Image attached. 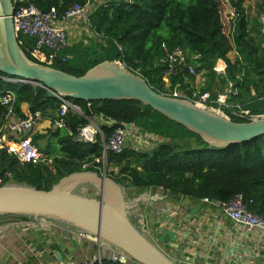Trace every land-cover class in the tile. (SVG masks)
<instances>
[{"label":"trees","instance_id":"trees-1","mask_svg":"<svg viewBox=\"0 0 264 264\" xmlns=\"http://www.w3.org/2000/svg\"><path fill=\"white\" fill-rule=\"evenodd\" d=\"M84 2L32 0L41 12L46 13L54 7L59 15L69 5ZM228 2L233 10L230 37L223 31L217 0L95 1L91 4L85 26L94 32L98 41L93 39L90 44L75 50L71 46L70 60L62 62L56 58L50 66L78 76L102 61L118 60L139 73L153 89L171 95L164 87L165 65L162 60L168 51L182 47L188 56L187 63L195 65L199 61L196 71L207 70L212 78L215 61L223 59L226 69L220 81L225 85L233 83L237 91L229 99L230 104L239 105L247 111V116L264 114L262 23L258 16H246L244 0ZM260 9L264 13V0ZM17 39L30 60L44 64L32 53L35 39L22 35ZM232 51L236 54L230 59L228 54ZM195 54L199 59L193 58ZM61 56H64L63 52ZM7 77L0 72V120L7 112V106L1 104V97L7 92L13 95L11 108L18 117H24L23 104L27 105V110H39L50 120L56 117L59 102L48 95L46 89L8 80ZM184 79L185 69L170 76L171 89L184 88L187 85ZM181 92L188 98L192 97L190 90ZM68 100L81 111V114L68 112L64 118L70 134L64 128H47L44 133H33L32 142L46 159L38 164L22 163L14 154L0 149V185L18 183L47 190L70 173L83 169L96 171L105 162L118 168L116 175L112 176L116 183L123 186L118 178L121 175L127 182L125 187L135 191L157 187L174 195L196 200L206 197L221 202L240 193L250 212L264 214V134L217 148L138 101ZM225 111L228 112L227 109ZM98 117L132 123L160 141L147 150L125 148L121 153L107 151L105 154L100 135L93 143L76 141V129ZM230 119L245 121L234 115ZM112 130L113 127L101 126L104 139ZM43 140H46L44 146L40 143ZM86 163L89 166L82 168ZM101 264L120 263L103 259Z\"/></svg>","mask_w":264,"mask_h":264},{"label":"water","instance_id":"water-1","mask_svg":"<svg viewBox=\"0 0 264 264\" xmlns=\"http://www.w3.org/2000/svg\"><path fill=\"white\" fill-rule=\"evenodd\" d=\"M14 1L0 0V72L7 79L41 84L65 99L138 101L199 135L212 147L223 148L264 134V114L237 115L245 121H233L187 98L158 92L119 61H102L76 76L30 60L14 32ZM114 125L124 128L121 122ZM84 185L92 186L97 197L80 192ZM125 198L120 184L89 170L70 173L47 190L6 183L0 185V227L29 220L52 221L86 234L139 264H197L174 260L155 245L132 222L133 203Z\"/></svg>","mask_w":264,"mask_h":264},{"label":"crops","instance_id":"crops-1","mask_svg":"<svg viewBox=\"0 0 264 264\" xmlns=\"http://www.w3.org/2000/svg\"><path fill=\"white\" fill-rule=\"evenodd\" d=\"M78 23L73 19L67 25L64 55L70 54L71 46L73 49L80 43L77 39L82 33L78 31ZM213 74L210 89L201 74L195 79L190 77L184 87L189 86L192 93L199 92L198 86L214 95L221 93L225 84L218 79L220 75ZM21 108L27 111L26 104ZM49 120L43 118L48 125ZM44 125L37 122L34 130L41 132ZM135 198L137 203L133 202ZM130 202L132 222L174 260L197 264H264V232L234 223L219 208L157 187L143 189ZM25 226L29 225L12 223L0 227V264H61L92 257L100 248H107L95 239L73 235L60 223L51 221V225L41 227L32 224L27 229Z\"/></svg>","mask_w":264,"mask_h":264},{"label":"built area","instance_id":"built-area-1","mask_svg":"<svg viewBox=\"0 0 264 264\" xmlns=\"http://www.w3.org/2000/svg\"><path fill=\"white\" fill-rule=\"evenodd\" d=\"M95 1L99 0H85L83 4H71L59 15L54 7H51L46 13H43L32 3V0H15L12 15L14 32L17 37L18 35H22L35 39V49L32 53L40 61L44 62V64L50 65L56 58H60L62 62L68 59L70 60V54L61 56V52L65 50L67 46V25L73 19L88 24L91 4ZM122 1L130 3L132 0ZM259 17L262 23V31H264L263 13H261ZM161 46L164 47L163 44ZM118 48L121 49V47ZM187 57L186 51L182 49V47H175L168 51L162 60L165 65L163 79H169L170 76L175 75L183 69H185V83H188L190 77L197 76L196 67L200 65V62L198 61L195 65L188 64ZM193 58L199 59V56L195 54ZM225 69V62L223 59L218 58L213 65V71L220 76H225ZM30 85L42 87V85L38 83H30ZM176 91L177 89L174 90L171 96L187 98L195 104L211 109L226 118L229 117L224 115L223 112L225 109L228 110L230 115L247 116L243 115L246 111L241 110L239 105H232L229 102V99L237 92L231 82L225 85L223 92L215 95L210 91H205L203 93H192V97L188 98L183 95L179 89L177 92ZM47 92L48 95L55 97L59 102L56 117L53 120H49L48 127L52 130L64 128L70 134V130L65 125L64 118L69 111L81 114L80 108L68 99L55 96L50 91ZM196 95H198L197 98H195ZM12 99L13 95L10 92H7L1 97V104L7 106V112L4 118L0 120V149H4L7 153L14 154L22 163L38 164L44 162L46 160L45 156L39 152L33 144L32 134L35 133L34 129L36 123L45 117L39 110H27L24 112V117H18L12 111ZM214 106L217 107L216 110L213 109ZM114 123L116 122L102 117L90 119L89 123L76 129L74 139L81 143H93L97 135H100L103 141L102 146L104 154L107 151L121 153L125 148L147 150L154 147L155 144L160 141L144 130L143 132L142 129L132 123H123L124 128L116 127ZM102 125L113 127L107 139H104L102 136ZM148 141H150V146H148V144L140 146L143 143H148ZM201 202L219 208L221 213L229 220L248 230L258 229L264 232V214H254L250 212L243 202L242 194L240 193L235 194L228 201L224 202L208 199L206 197L202 198ZM31 222V224L36 227L51 225V221ZM24 224L29 225L30 222H24ZM70 232L81 239H94L72 229H70ZM103 259L115 261L120 264H139L122 253L108 247L100 248L99 253L92 257L68 260L61 264H101Z\"/></svg>","mask_w":264,"mask_h":264},{"label":"rangeland","instance_id":"rangeland-1","mask_svg":"<svg viewBox=\"0 0 264 264\" xmlns=\"http://www.w3.org/2000/svg\"><path fill=\"white\" fill-rule=\"evenodd\" d=\"M217 2H218V5H219V8H220V13H221V21H222V24H223V31H224V33L228 36V37H230V33H231V30H232V19H233V10H232V8H231V6L229 5V2H228V0H217ZM262 3H263V0H244V8H245V13H246V16L248 17V18H255V17H259V14H261V12H263V11H261V9H260V6L262 5ZM263 16H264V13H263ZM259 21H260V17H259ZM86 24H84L83 22H81L80 21V23H78L77 24V26H78V31H79V33H82L81 35L82 36H80V39H77L79 42H80V45L78 46V47H75L74 48V50L76 49V48H83V47H85V44L87 45L88 44V42L89 41H91V40H93V39H95V36H94V32L93 31H90L86 26H85ZM73 29H75V28H73ZM76 33V32H75ZM96 40V39H95ZM66 41H67V39H66ZM96 41H98V40H96ZM85 43V44H84ZM62 53V52H61ZM234 55H235V52L234 51H232V52H230L229 54H228V57L230 58V59H232L233 57H234ZM116 62H118V60H115ZM120 62V61H119ZM70 63V62H69ZM121 63V62H120ZM122 64V63H121ZM197 73L198 74H201L200 75V77H202L204 80H203V82H207L206 83V88H211L212 87V83H211V81L212 80H214L212 77H210L209 76V71H207V70H200V71H197ZM213 77H215V75L213 76ZM193 79H195L196 78V76H194V77H192ZM7 79V78H6ZM219 80H223V77L221 76H219V78H218ZM8 80H13V79H8ZM164 80V79H163ZM14 81V80H13ZM209 82V83H208ZM164 87L166 88V89H168L167 90V92H169L168 94H172L174 91L171 89V87H170V82L168 81V79L166 78L165 80H164ZM189 88V86H187V89H186V86L184 87V88H181V90H183V91H191V89H188ZM197 90H199V92L201 93L202 92V90H205V89H202V87H199L198 86V88H197ZM178 91V90H177ZM176 91V92H177ZM194 91V90H193ZM213 109H217V107H215L214 106V108ZM241 110H243L242 108H241ZM69 112H71V113H73L72 111H69ZM216 113V112H215ZM224 113V115L225 116H227V117H229V119H230V114L228 113V112H223ZM243 115H248V113H247V111L243 114ZM247 117H249V116H247ZM42 121H43V119H42ZM40 122H41V120H40ZM38 122L39 123V125L40 124H45L44 126H43V128H42V130H41V133H44L45 131H46V129L47 128H49L47 125H48V123L46 124V122L45 121H43V122ZM143 131V130H142ZM36 132V131H35ZM38 132V131H37ZM144 132V131H143ZM176 141V140H175ZM150 141H148V143H143V144H141L140 146H145V145H147L148 144V146H150V143H149ZM41 143V145L42 146H44V144L46 143V140H43V142H40ZM174 143V142H173ZM175 144V143H174ZM87 166H89V164L88 163H86V164H84L83 165V167L82 168H86ZM84 170V169H83ZM117 171H118V168H116V167H112V166H108L105 162H102V165L101 166H98L97 168H96V171H93V172H97L99 175H105L106 177H109V178H112V176H114V175H116V173H117ZM118 178H120V180H121V184H123V190L125 191V196H126V201H131L132 200V198L135 196V195H137V194H139V193H141V191L142 190H140V191H135L133 188H131V187H125L126 186V184H127V182H125V178L123 177V176H121V175H119L118 176ZM118 184H120V183H118ZM80 192H82L83 194H85V195H87V196H90V197H97V193H96V191H95V189L92 187V186H88V185H84V186H82L81 188H79L78 189ZM31 221H33V220H29L27 223H29L30 222V224H29V226H25V228L27 229V228H31L32 226V222ZM89 239H91V238H89Z\"/></svg>","mask_w":264,"mask_h":264},{"label":"bare ground","instance_id":"bare-ground-1","mask_svg":"<svg viewBox=\"0 0 264 264\" xmlns=\"http://www.w3.org/2000/svg\"><path fill=\"white\" fill-rule=\"evenodd\" d=\"M68 44V43H67Z\"/></svg>","mask_w":264,"mask_h":264}]
</instances>
